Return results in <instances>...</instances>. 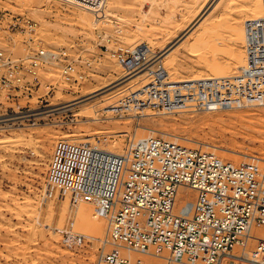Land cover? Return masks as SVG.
<instances>
[{
	"label": "rangeland",
	"instance_id": "374dc122",
	"mask_svg": "<svg viewBox=\"0 0 264 264\" xmlns=\"http://www.w3.org/2000/svg\"><path fill=\"white\" fill-rule=\"evenodd\" d=\"M209 2L104 0L97 10H89L59 0H0L1 50L26 59L38 48L65 49L81 61L76 66L83 80L72 87L57 67L47 64L38 70L39 88L33 97L15 102L36 110L29 115L85 100L105 88L68 109L19 119L0 129V264H96L101 251L112 249L103 245L106 223L95 201L45 182V166L59 140L97 150H124L129 138L153 136L264 171V107L177 114L144 107L122 118L114 113L113 104L141 78L114 83L124 72L99 48V33L110 38L109 50L146 45L154 53L170 52L162 63L172 84L232 78L244 68L245 26L264 18V0H212L198 18ZM11 17L28 19L32 35L7 30ZM49 86L61 92L47 104L39 103ZM12 106L0 104V116L11 115ZM64 235L73 243L61 242Z\"/></svg>",
	"mask_w": 264,
	"mask_h": 264
},
{
	"label": "built area",
	"instance_id": "2783aa9c",
	"mask_svg": "<svg viewBox=\"0 0 264 264\" xmlns=\"http://www.w3.org/2000/svg\"><path fill=\"white\" fill-rule=\"evenodd\" d=\"M59 1L89 10H97L104 2ZM7 25L10 31L33 33L32 24L22 18L13 17ZM245 29V66L235 77L176 84L168 83L162 61L146 45L109 50L110 38L99 33V48L116 60L126 77L141 78L113 104L114 113L122 118L144 107L174 114L190 109L264 107V18L247 22ZM79 62L65 49L49 53L38 48L26 59L0 49V104L13 105L8 107L13 113L5 112L1 119L14 117L16 112L23 113L17 117L30 118L31 109L15 102L33 97L41 66L57 65L64 83L72 87L83 80L76 66ZM140 82L144 85L136 89ZM59 92L49 86L37 100L47 104ZM17 120L3 122L0 129ZM45 182L95 201L97 213L108 224L103 245L112 248L101 251L96 264H144L123 258L120 249L160 257L166 264H233V249L245 246L252 227H264L263 170L251 164L234 165L159 137L129 138L120 155L59 140L47 163ZM180 187L197 194L190 219L174 214ZM61 242L73 243L66 235ZM255 257V264H264V240L257 244Z\"/></svg>",
	"mask_w": 264,
	"mask_h": 264
},
{
	"label": "bare ground",
	"instance_id": "6f19581e",
	"mask_svg": "<svg viewBox=\"0 0 264 264\" xmlns=\"http://www.w3.org/2000/svg\"><path fill=\"white\" fill-rule=\"evenodd\" d=\"M212 0H210L211 2ZM210 2L203 8V10H201L200 14L197 16L199 18V16H201L204 12H206V10L208 9V5L210 4ZM216 5V4H215ZM28 13H30V16L32 17L33 19V14L34 12H31L29 11ZM207 13V12H206ZM205 13V14H206ZM203 14V16L205 15ZM202 16V17H203ZM13 19V17H11L10 19V23H11V20ZM24 20H27L28 19H25ZM8 26V25H7ZM8 30V28H7ZM31 36V35H30ZM141 46V45H139ZM148 47V46H146ZM148 49L150 50V48L148 47ZM164 50V49H163ZM151 51V50H150ZM152 52V51H151ZM51 53V52H49ZM154 53V52H152ZM155 54H158V59L163 61L164 60V57L166 58L170 52H158V53H155ZM170 56V55H169ZM47 64H51L55 67H57L59 69V67L55 64H52V63H46L44 65H47ZM118 64V63H117ZM163 64V63H162ZM43 65V66H44ZM119 65V64H118ZM42 67V66H41ZM41 67L39 68V70L41 69ZM167 72V80H168V77H169V72ZM123 74V73H122ZM127 78V79H126ZM131 77H126L125 74H123L117 81H115L114 83L118 82L119 80H124L122 81L121 83L129 80ZM141 86V85H139ZM108 87V86H107ZM109 88V87H108ZM103 89H105L104 87L102 89H98L96 90L95 92H93L92 94H89L88 95V98L85 99V100H82V101H78V102H75V100L73 101H67L63 104H57L56 106L58 105H63L62 107H59V108H56V109H53V110H50V111H47V112H44V113H40V114H31V115H28V117H33V116H36V115H41V114H46V113H50V112H54V111H58V110H62V109H68L69 107H72L74 106L75 104H78V103H82L92 97H95L96 95H99L101 93H103ZM105 92V91H104ZM55 106V105H54ZM252 108H258V107H248V108H238V109H252ZM237 109V108H235ZM33 111H36L35 109L33 110H30L29 112H33ZM64 111V110H63ZM27 112V113H29ZM132 112H129V114H127L128 116L131 115ZM23 113H20V112H16L14 117H11L9 119H4V120H1L2 117H0V123H3V122H8V121H13V120H19V119H22L23 117L19 116L17 117L18 115H21ZM3 117H7V116H3ZM160 134V133H159ZM161 135V134H160ZM164 135V134H163ZM162 136V135H161ZM150 137H153V136H150ZM173 137V136H172ZM175 137V136H174ZM134 138L136 140H140V139H146V138H149V137H144V138H137L134 136ZM169 138V137H168ZM174 141H179L178 139H173ZM177 144V143H176ZM179 145V144H178ZM181 146V145H179ZM183 147V146H182ZM264 147V146H263ZM184 148H187V147H184ZM187 149H190V148H187ZM191 150H195V149H191ZM100 151H103V152H107V153H111V154H115V155H120L122 152H123V146L122 147H119V148H116V149H109V150H100ZM198 151V150H196ZM198 152H201V151H198ZM229 152V151H228ZM234 152V151H233ZM232 152V153H233ZM202 153H206V152H202ZM224 153V152H223ZM211 154V153H210ZM230 154V153H229ZM239 154V153H238ZM241 154V153H240ZM232 155V154H231ZM234 155V154H233ZM243 157L247 158L248 156L246 155H242ZM240 155V157H242ZM39 161H41V157H38ZM219 158V157H218ZM220 159V158H219ZM222 160V159H221ZM224 161V160H223ZM36 163V162H35ZM47 169V165L45 166V170ZM196 198H197V194L194 190L192 189H189V188H186V187H180L178 188V192H177V195H176V198H175V204H174V214H177V215H180L184 218H187V219H190L192 216H193V208H194V205H195V201H196ZM104 219V218H103ZM105 223H106V232H107V236H108V224H107V221L104 219ZM264 240V227H252L251 230H250V233H249V237L247 239V242L245 244V246H236L234 249H233V252L232 254L236 257L234 259H236V261H234L233 264H255V262L257 261V258L255 257V248L257 246V244L260 242V241H263ZM254 244L253 248L251 250H248V246L249 244ZM121 250V256L123 258H126L128 260H130L131 262H140V263H144V264H166V261H164L162 258L160 257H156V256H149V255H146V254H139V253H134V252H127V251H124L122 249ZM165 257V255L163 256Z\"/></svg>",
	"mask_w": 264,
	"mask_h": 264
}]
</instances>
